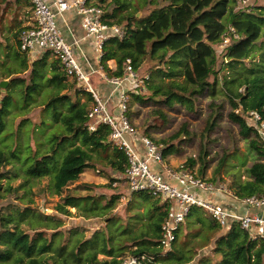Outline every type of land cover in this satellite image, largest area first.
<instances>
[{
  "label": "trees",
  "instance_id": "16d2710c",
  "mask_svg": "<svg viewBox=\"0 0 264 264\" xmlns=\"http://www.w3.org/2000/svg\"><path fill=\"white\" fill-rule=\"evenodd\" d=\"M95 1L104 4L106 13L103 16L108 23L121 25L126 31L122 39L110 37L104 41L99 60L101 69L108 76H122L127 59L135 70L146 59L155 61L156 67L151 70L159 79L155 81L149 77L145 85L150 91L148 99L167 106L175 100L191 111L195 110V96L208 95L211 99L208 106L213 109L217 94L222 93L231 107L228 118L238 125L239 135L247 142L246 154L239 160L245 176L241 180L239 166L232 165L234 170L228 189L238 198L264 194V162L261 161L264 150L244 114L255 110L264 118V5L254 6L250 11H235V0H136L135 5L133 0ZM130 2L133 8L129 10ZM143 8H148L149 12L137 18L135 13ZM229 26L238 38L224 49L227 66L234 69L254 52L259 53V61L238 76L237 73L231 78L223 75L222 86L218 89L213 46L222 41ZM2 45L0 42V81L7 79V84L0 86V168L12 164L13 169L0 172V179L12 180L21 175L24 181L20 187L26 186L30 191L35 182L46 177L50 193L61 195L64 187L78 180L85 168L101 167V176L110 182L107 186H111L124 174L127 160L124 152L109 141L106 124L98 123L94 131L87 129V110L92 102L90 93L68 80L59 61L54 57L48 60L49 53L29 63L19 49L18 40L16 44ZM109 60L115 61L114 69L109 68ZM211 76L214 77L210 81ZM177 77H182V82L176 81ZM165 78L169 79L167 83ZM235 85H244V90L239 91ZM38 94L43 96L42 111L48 113L54 128L45 135L43 143L34 142L30 135L21 142L22 126L28 120L20 119L17 126L10 129L5 116L13 109L24 113ZM130 95L137 102L145 100L140 92ZM157 96L160 98L156 99ZM237 108L239 112L234 111ZM213 117L214 112L209 115L204 132L214 128L216 117ZM51 123L41 118L38 125L24 127L33 131L49 127ZM9 125L12 126L10 122ZM170 150L163 148L162 157L165 158ZM248 159L251 163L246 165ZM227 161L228 156L221 158L214 177L226 167ZM15 162L22 167L15 166ZM193 164L190 157L184 166L191 168ZM197 173L203 177L204 167ZM82 186L89 190L93 184ZM4 190L12 191L9 184ZM131 194L134 200L131 207L143 208L142 212L134 211L128 217L142 221L137 230L128 225L129 220L122 224L121 218L113 215L105 219L104 229L94 230L89 237H85L79 227H73L65 238L61 231L63 222L54 215H43L30 206L2 213L0 264H118L126 254H144L146 264H264V241L251 239L237 223L228 228L219 226L199 207H192L185 218L190 219L186 225L194 224L192 237L183 235L179 226L170 249L163 252L159 239L165 205L146 191H132ZM119 198L118 194L111 195L102 204L104 196L66 194L55 210L69 215L67 208L72 207L84 217L103 216L115 208ZM23 223L29 225V230L21 227ZM210 244L211 257L200 255L199 250Z\"/></svg>",
  "mask_w": 264,
  "mask_h": 264
},
{
  "label": "built area",
  "instance_id": "2783aa9c",
  "mask_svg": "<svg viewBox=\"0 0 264 264\" xmlns=\"http://www.w3.org/2000/svg\"><path fill=\"white\" fill-rule=\"evenodd\" d=\"M28 1L31 19L18 32L19 49L28 58L49 53L59 61L68 80L75 81L79 88L90 93L92 102L87 110V129L94 131L98 123L109 127V141L124 152L127 160L124 174L119 180L129 191H146L165 205L166 214L161 223L159 239L163 252L170 249L177 229L192 207L201 208L221 227L228 228L232 223H237L249 233L251 239L264 241V194L238 198L246 209L239 213L218 201L219 197L237 198L227 185L206 179L191 168L171 166L162 157L161 146L151 137L138 133L127 114L129 94L142 92L148 76L139 77L129 59L125 61L122 76L102 75L104 81L118 94L116 111L107 107L109 97H104L93 87L89 77L99 74V69L88 62V69L82 66L79 56L85 55L80 49V42L76 38L69 42L59 21H64L65 13L72 11L78 17L84 37L92 42L93 50L100 60L104 41L110 37L122 39L126 34L123 26L106 21L102 4L95 0ZM248 1L236 0V3L245 4ZM237 38V33L229 26L219 45L225 49ZM234 111L239 112V108ZM244 114L264 150V118L255 110ZM113 184L116 185L117 181ZM146 260L144 254H126L118 264H146Z\"/></svg>",
  "mask_w": 264,
  "mask_h": 264
},
{
  "label": "rangeland",
  "instance_id": "374dc122",
  "mask_svg": "<svg viewBox=\"0 0 264 264\" xmlns=\"http://www.w3.org/2000/svg\"><path fill=\"white\" fill-rule=\"evenodd\" d=\"M135 2L136 0H133L134 5ZM234 5L235 11H250L254 6L264 5V0H249L245 4H237L235 0ZM132 8L133 5H131L130 2L129 10ZM103 9L105 10L106 8ZM148 12V8H143L137 11L135 16L140 18ZM30 19V8L26 7L23 1L20 0L19 2H15L14 0H7L3 2L0 0V41L3 44L2 47L5 43L16 44V32H18L20 28ZM133 26H137L135 24V20H133ZM213 47L216 53L215 70L217 71L216 77L218 81V89L222 86L223 75L227 76V78H231L235 75V73H237L238 76V74L240 75L245 73V69H247V67H251L255 62L259 61V53L256 54L254 52V54L246 58L242 64H237L234 69H230L223 57L224 49H222L219 43L215 44ZM85 48L88 50L86 56L89 55V53H94L97 57L91 43L87 44ZM51 58L53 57L49 55L48 60ZM154 67H156L155 61L146 59L136 72L139 77L148 76L150 79L152 78V80L158 81V76L151 70ZM213 77L214 76H211L209 78L210 81L213 80ZM175 80L182 82V77H177ZM89 81H91L93 85L91 77H89ZM147 81L145 83L146 86ZM168 81V78L164 79L165 83ZM146 86L145 89L140 92V94L143 95L142 97H145V100L141 103L137 102V100L129 94V114H131V120L138 133L140 135L151 137L157 145L161 146L162 150L165 147L170 148L171 150L165 156L164 160L171 166H184L186 160L191 157L194 160V164L191 166L193 171L198 172L199 168L204 167V178L211 179L213 177V181H218L228 185V183L231 182L230 174L234 170L232 165H235L237 168L240 164L239 160L243 158V154L245 155L247 151V142L239 135L238 125L228 118V113L231 111L228 99L219 92L214 100L215 107L211 109L208 106L211 102L208 95L202 94L200 96H195V110L191 111L187 109L185 105L179 104L175 100L172 101L170 106H167L164 103L154 102L150 98L148 99L150 91H147ZM236 87H238L239 91L244 90V85ZM13 95H15V97L13 96L14 99H17L15 92H13ZM1 97L2 92H0V98ZM115 97V102H117L118 94H115ZM158 98L160 97L157 96L156 99ZM110 101V103L107 102V107L114 110L115 102L112 99ZM42 102H45L42 94L35 95V102H31L27 106L26 110L23 111L24 113H20L22 111L13 109L11 114L9 113V115L5 116L6 126L10 129H14L20 119L25 118L28 120L25 125L22 126L20 134L21 142H23L26 137L30 135L34 137V142L43 143L45 135H47L50 129L54 128V123H51V118L48 113L46 111H42ZM212 112H214V117H216L214 128L212 131L204 132L209 115ZM41 118H45L49 124L51 123V126H45L42 129H39L41 131L37 129L31 131V126L38 125ZM213 118H211L210 122ZM9 122L12 126L9 125ZM24 126H29L30 128L28 127V129H25ZM184 131H187L189 134L184 135ZM34 142L30 143L32 148H35L33 144ZM135 145L137 146L138 143L136 142ZM59 155H61V151L59 152ZM223 156H228L227 165L226 167H222L219 171V175L214 177V170L217 168L218 163ZM250 163L251 159H248L246 161V165H249ZM14 165L19 168L22 167V164L19 162H15ZM12 169V164H7L0 168V172L4 173ZM99 169L103 170V168L97 167L83 173L78 180L65 186L61 195L50 193L48 188L49 181L46 177H43L35 182L30 191L27 190L26 186L25 188L20 187L24 181L21 175L12 180L1 178L0 215L2 213H9L15 209L23 210L26 206H30L33 209L40 211L43 215H54L56 218H60L63 222L61 231L64 232L65 238L68 237V230L73 227H79V229L83 231V235L85 237H89L94 230L104 229L105 219H109L110 217H113V215H116L115 217H120L122 224H126L127 220H129L128 217H130L134 211L142 212L143 208L131 207L134 202V200H131L133 199L131 197V191L123 186L122 181H117L116 185L111 184V186H107L108 183H110L107 179L101 180L98 178L99 175H102ZM96 170H98V172ZM19 171L22 174V171ZM107 171L108 170H106V172ZM239 174L242 180L245 176L244 167L239 166ZM8 184L12 189L11 192H6L4 190ZM84 184H93V186L89 190H85L82 186ZM66 194H91L93 196H104V199L100 201L102 204H104L111 195L118 194L120 195V198L117 200L115 208L103 216L84 217L82 212L72 207L67 208L70 212L69 215L60 214L55 210V206L62 202V197ZM188 220L190 219L187 218L180 226L183 235H187L190 238L192 237V232L195 227L192 223L190 225H186ZM141 222L142 221L140 220L135 221L130 219L128 225L130 227L132 226V229L134 228L137 230L141 226ZM21 227L25 230H29V225L25 223L21 224ZM30 232L32 231L30 230ZM181 237L182 236H180L179 239H182ZM211 245L212 244L201 248L199 250L200 255H208L211 257ZM215 257L217 259L219 258L218 256Z\"/></svg>",
  "mask_w": 264,
  "mask_h": 264
},
{
  "label": "crops",
  "instance_id": "0c3cea01",
  "mask_svg": "<svg viewBox=\"0 0 264 264\" xmlns=\"http://www.w3.org/2000/svg\"><path fill=\"white\" fill-rule=\"evenodd\" d=\"M15 2H19L20 0H14ZM21 1H23L24 2V4L26 5V7H28V8H30V3H29V1L28 0H21ZM30 11H31V8H30ZM59 24H60V26H61V28H62V30H63V32H64V35H65V37H66V39L67 40H69V42H71L72 41V39L73 38H76V39H78V41L80 42V49L84 52V55L85 56H79V62L82 64V66L85 68V69H88V65H87V62L89 63V64H91L93 67H97L99 70V74L98 73H96V74H92V75H90V77H91V79H92V82H93V85H94V87L97 89V90H99L100 91V93L104 96V97H109V100H108V102L110 103L111 101V99L112 100H114V102H115V100H116V97H115V94H117V92L116 91H114L113 89H112V87L109 85V84H107L105 81H104V78H103V76L102 75H106L107 76V74H105V72L103 71V70H101V68H100V65H99V60H98V58L96 57V55H94V53L92 54V53H89V55H87L86 56V54H87V52H88V50H87V48H85V46L87 45V44H89V43H91L92 44V42L90 41V40H88L87 38H85L84 37V35H83V31H82V29L80 28V26H79V20H78V17H76L75 15H74V13L72 12V11H69V12H67V13H65V16H64V21H59ZM1 42V41H0ZM6 44V43H5ZM78 51V50H77ZM79 52V51H78ZM79 54L81 55V53L79 52ZM91 55V56H90ZM26 56V55H25ZM41 55H39V54H37L36 56H34V57H32V58H28L27 56H26V58H27V60L29 61V63H31V62H33L34 60H36L37 58H39ZM90 56V57H89ZM93 56V57H92ZM86 57V58H85ZM109 62V68H111V69H114L115 68V61L114 60H109L108 61ZM111 62V63H110ZM108 64V63H107ZM25 73V72H24ZM27 73H28V71H27ZM7 80V79H6ZM5 80V81H6ZM2 81V80H1ZM113 102V103H114ZM116 103L117 102H115V104H114V109H115V105H116ZM108 104V103H107ZM111 105H113V104H111ZM112 111H113V109H112ZM114 111H116V110H114ZM128 111H129V109H128ZM127 111V112H128ZM130 113V111L128 112V116L130 117V119H131V114H129ZM261 161H263L264 162V157L262 158V160ZM91 169H94V168H85L84 169V171L81 173V175L83 174V173H85L86 171H90ZM97 172H98V170H96ZM80 175V176H81ZM116 174H113V176H115ZM120 177H122V176H120ZM120 177H118V180H115V181H121V180H119V178ZM98 178H100L101 180H106V178H104L103 176H98ZM115 181H113V182H115ZM113 182H112V184H113ZM104 184V183H103ZM123 186H125V185H123ZM126 187V186H125ZM131 193H132V191H131ZM131 197L133 198V196H132V194H131ZM159 200V199H158ZM160 201V200H159ZM221 204H223V205H225V206H227V207H230V208H232V209H234L235 211H237V212H239V213H243L246 209H245V207L242 205V203H240L239 201H238V197L237 198H234V197H229V196H227V197H225V199L224 198H222V197H219V200H218ZM160 203H162L161 201H160ZM163 204V203H162ZM164 208H165V206H164ZM263 214H264V208H263ZM100 257H103L102 255H100Z\"/></svg>",
  "mask_w": 264,
  "mask_h": 264
},
{
  "label": "water",
  "instance_id": "95a60500",
  "mask_svg": "<svg viewBox=\"0 0 264 264\" xmlns=\"http://www.w3.org/2000/svg\"><path fill=\"white\" fill-rule=\"evenodd\" d=\"M7 84V81H5V80H2V81H0V86H5Z\"/></svg>",
  "mask_w": 264,
  "mask_h": 264
}]
</instances>
